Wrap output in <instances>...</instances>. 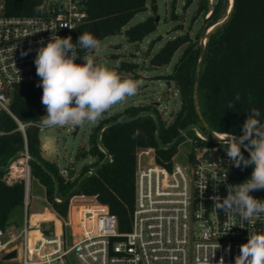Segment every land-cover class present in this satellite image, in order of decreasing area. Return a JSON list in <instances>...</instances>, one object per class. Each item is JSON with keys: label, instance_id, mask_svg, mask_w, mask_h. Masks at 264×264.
Here are the masks:
<instances>
[{"label": "trees", "instance_id": "16d2710c", "mask_svg": "<svg viewBox=\"0 0 264 264\" xmlns=\"http://www.w3.org/2000/svg\"><path fill=\"white\" fill-rule=\"evenodd\" d=\"M193 0H187L185 7ZM43 4V11H35ZM87 19L79 27L67 32L75 43L83 32L92 33L100 41L124 33L132 43H138L154 32L159 23L149 16L136 25L124 29L140 12L147 10V0H84ZM152 10L157 11L156 0H152ZM1 13L6 16H38L44 13L43 0H0ZM230 9V0H199L195 19L202 16L204 25L191 39L188 33L168 40L161 49L150 58L153 67L170 64L179 50L181 54L173 66V72L165 80L174 82L179 91L180 108L172 115L170 123H165L153 103L130 106L118 113L107 114L100 119L90 136L88 149L80 147L78 157H90L92 163L86 164L79 172L74 166L63 175L55 161L47 160L42 152L40 140L41 119L46 114L41 103L42 87L38 84H19L14 86L10 112L0 109V229L6 230L11 224L10 216L16 210H23L25 185L23 179H8L10 169L2 170L18 153L27 149L32 157L29 161L32 178L37 179L45 188L46 207L59 216H68L70 200L74 196H95L107 205L118 219L120 232L131 227V214L135 206V176L138 167V151L154 148L155 162L170 167L178 145L185 136L170 149H162L156 140V123L153 117L146 115L134 118L142 111H153L160 122V139L164 144L171 143L186 127L198 125L203 131L194 102V84L196 68L201 54V39L213 26L222 21ZM175 17V15H174ZM83 57L86 53L78 49ZM80 60H78V63ZM138 64L123 62L121 69L135 72ZM239 94V100L235 97ZM234 103L231 109L228 103ZM198 103L201 113L209 127L216 133L240 137L243 123L248 112L255 108L264 118V0H234V10L229 20L212 32L205 44L204 60L198 77ZM121 121L104 129L101 142L111 154V161L103 165L92 176L86 178L78 190L66 201H57L54 197L55 182L44 166L57 178L58 188L63 196L68 195L80 178L99 165L105 154L99 148L98 132L103 125ZM24 125V131L20 129ZM193 140V147L211 145L206 141ZM229 144L219 145L224 149L223 162L229 176L237 183L250 177L252 168L237 167L227 157ZM244 157L248 151L241 146ZM193 153V152H192Z\"/></svg>", "mask_w": 264, "mask_h": 264}, {"label": "built area", "instance_id": "2783aa9c", "mask_svg": "<svg viewBox=\"0 0 264 264\" xmlns=\"http://www.w3.org/2000/svg\"><path fill=\"white\" fill-rule=\"evenodd\" d=\"M43 1L44 13L38 16H6L0 6V109L7 112L14 86L40 82L34 64L40 42L46 45L51 36L65 37L88 16L84 0ZM38 127L55 128L42 123ZM20 129L24 131V125L20 124ZM196 134V142L205 141L200 133ZM219 145L225 144L194 147L188 156L190 167L174 159L169 168L159 165L154 148L140 149L135 206L127 232L119 231L117 216L107 205L95 196L84 201L88 196L81 195L77 198L82 200L72 206V218L70 204L58 230L57 216L39 219L31 227L28 213L19 235L7 237L6 230L0 229V251L17 241L20 264H220L221 259L223 264H235L248 232L264 231V217L242 223L216 207L219 201L215 197H226L227 186L237 184L228 174L223 162L225 151ZM196 149H202L200 156ZM206 151L211 159L204 158ZM142 154L153 155L154 162L140 165ZM21 158L23 161L17 160L10 169L18 162L23 165L19 178L24 181L27 209L32 180L27 149ZM250 194L264 200V190ZM71 223L74 228L69 227ZM217 243L220 247L215 250Z\"/></svg>", "mask_w": 264, "mask_h": 264}, {"label": "clouds", "instance_id": "9594fccd", "mask_svg": "<svg viewBox=\"0 0 264 264\" xmlns=\"http://www.w3.org/2000/svg\"><path fill=\"white\" fill-rule=\"evenodd\" d=\"M43 8V4L37 5L35 11L41 12ZM40 43L42 46L37 49L34 64L40 77L37 86L43 90L41 103L46 114L40 119L44 127L95 124L106 112L135 96L142 87V80L124 77L107 64L97 63L90 53L100 47L101 41L90 32L81 33L75 43L71 36L58 35L51 36L46 45L43 41ZM78 49L86 54L81 57ZM235 100H239V94ZM233 104L228 103L226 108L231 109ZM244 141H247V157L241 152ZM226 153L232 164L253 170L243 182L228 185L226 197L216 196L219 201L216 207L233 218L238 217L242 223L264 217V200L250 194L264 190V118L260 110L253 108L248 112L242 135L239 140L234 137L229 140ZM213 247L216 250L220 245L217 243ZM235 264H264V231L248 232L247 242L240 245Z\"/></svg>", "mask_w": 264, "mask_h": 264}, {"label": "rangeland", "instance_id": "374dc122", "mask_svg": "<svg viewBox=\"0 0 264 264\" xmlns=\"http://www.w3.org/2000/svg\"><path fill=\"white\" fill-rule=\"evenodd\" d=\"M187 0H156L157 11L152 10V0H147V10L140 12L124 28H129L136 25L140 21L145 20L149 16L159 17V25L157 29L146 36L143 41L132 43L127 36L122 33L120 35L110 36L101 40L100 47L93 50L90 54L96 59L97 63L107 64L110 68L115 69L124 77H131L143 81L142 87L138 90L135 96L129 97L123 104L116 106L107 114L118 113L130 106H140L142 104L159 103L157 107L162 120L165 123H170L171 115L175 114L180 108L179 91L174 82L168 83L163 77L173 72V66L177 62L181 51L175 53L170 64L164 67L154 69L150 64V58L155 55L161 47L170 39L178 36L189 34L192 40L196 41V35L203 27L204 18L202 16L194 18L199 0H193L192 3L185 7ZM214 0H209L212 2ZM175 15V17H174ZM123 62L136 63L138 68L135 72H128L121 69ZM79 63H83L80 60ZM105 115V114H104ZM103 115V116H104ZM100 121V120H99ZM95 124H84L80 126L77 133L74 135L75 127H55L40 129V140L42 144V152L47 160L55 161L63 175H67V169L74 166L76 172H79L83 166L92 163L90 157H78L77 152L80 147L86 149L90 146V136ZM197 136L196 131H190L185 135V140L178 145V151L173 159L185 166L190 167L188 156L193 152V140ZM207 145L203 147L206 149ZM202 149H196L197 156L201 155ZM23 161L22 158L19 159ZM153 155H140L139 164L145 165L152 163ZM23 166L22 164L20 165ZM18 171V168L10 169L8 179L12 178V172ZM18 173V172H17ZM20 174V173H19ZM30 206L23 210H16L10 216V225L6 228L7 237L17 236L20 234L27 213L29 214V223L32 226L38 224V220L45 218H53V213L58 217L56 220V229H60V221H63L61 216H58L53 210V213L44 212L46 207L45 188L40 182L32 178L29 193ZM92 196H88L84 201H91ZM79 197L74 196L70 200L71 209L69 216L72 218V206L75 202L80 201ZM72 222V221H71ZM71 228L74 225L71 223ZM68 230V228H66ZM36 234L37 232H33ZM5 237V239H7ZM4 253L0 251V264H20L18 258L4 260Z\"/></svg>", "mask_w": 264, "mask_h": 264}, {"label": "water", "instance_id": "95a60500", "mask_svg": "<svg viewBox=\"0 0 264 264\" xmlns=\"http://www.w3.org/2000/svg\"><path fill=\"white\" fill-rule=\"evenodd\" d=\"M233 10H234V0H230V9L228 11L227 16L222 21H220L218 24H216L215 26H213L212 29H209L203 35V37L201 39V48H202V50H201L200 59H199V62H198L197 68H196L195 84H194V102H195L196 111H197V113L199 115V118L201 120L202 126L205 128V131H203L198 125H190V126L186 127L185 129H183L182 131H180V133L178 134V136L171 143L164 144L161 141L160 134H159V132H160V122H159L158 116L153 111H142L139 114H137L135 117H132V118L127 119V121H129V120H132L134 118H137V117H140V116H146V115H149V116L153 117V119H154V121L156 123V126H157V129H156V140H157V143L160 146V148H162V149H170V148L174 147L179 142V140L182 137H184L187 133H189L190 131H193V130L194 131H197L198 133H200L205 138V141L208 142V143H210V144H229V140L231 138H233V137L236 138L237 140H239V137L233 136V135H229L228 137H219V136H217L216 133L209 127V125L207 124L206 120L204 119V117H203V115L201 113L200 107H199V103H198V77H199L200 69H201V66H202V63H203V60H204V49H205L206 40H207L208 36L212 32H214L217 28L221 27L223 24H225L229 20V18L231 16ZM158 21H159V17L156 18V23H158ZM156 68L157 67H154V69H156ZM153 104L155 106H157V107L159 106V103L158 102L157 103H153ZM171 117H172V115H171ZM117 122H121V121H115V122L107 123V124L103 125V127L98 132L97 142H98L99 148L105 154L104 160L99 165H97L96 167H94L92 170H90L89 172H87L86 174H84L80 178V180L78 181V183L76 184V186L73 188V190L68 195H66V196H63L60 193L59 188H58L57 178L44 166V164L41 161L37 160V162L54 179V182H55V194H54V197H55V199H57L59 201H66V200L70 199V197L78 190V188L80 187V185L82 184V182L86 178L94 175L100 169V167H102L105 164H108L111 161V154L104 147L103 143L101 142V135H102V132L104 131L105 128H107L109 126H112L113 124H115ZM79 128H80V126H76L75 127L74 135L77 133V131L79 130ZM246 145H247V141H244L241 144V146L243 148H245V149H246V147H245ZM25 153H26V150L21 151L20 153H18L17 155H15L8 162V164L5 167H3L1 169L2 170H8V169H10V166L14 162H16L17 160H19ZM29 156H30V154H29ZM204 158L211 159L212 157L210 156L209 152L206 151L204 153ZM214 160L217 163L219 162L218 158H215ZM17 246H18V242L17 241L10 242L5 247V249H4V252L3 253H5V254L3 256V259L4 260L16 259L17 258V255H18L17 254Z\"/></svg>", "mask_w": 264, "mask_h": 264}, {"label": "crops", "instance_id": "0c3cea01", "mask_svg": "<svg viewBox=\"0 0 264 264\" xmlns=\"http://www.w3.org/2000/svg\"><path fill=\"white\" fill-rule=\"evenodd\" d=\"M20 165H21L20 162H18V163H17V166L15 167L16 170H17V168H18V171H16V172L14 171V172H13V176H12L11 179H13V178L15 179V178L19 177V175H20L19 173L21 172V168H22ZM17 172H18V173H17ZM45 211H48V212H50V213H53V211L50 210V209L47 208V207H45L44 212H45ZM53 216H56V215L53 213ZM4 254H5V253H4Z\"/></svg>", "mask_w": 264, "mask_h": 264}, {"label": "bare ground", "instance_id": "6f19581e", "mask_svg": "<svg viewBox=\"0 0 264 264\" xmlns=\"http://www.w3.org/2000/svg\"><path fill=\"white\" fill-rule=\"evenodd\" d=\"M210 29H212V27ZM217 136H219V137H228L229 135L228 134L218 133Z\"/></svg>", "mask_w": 264, "mask_h": 264}]
</instances>
